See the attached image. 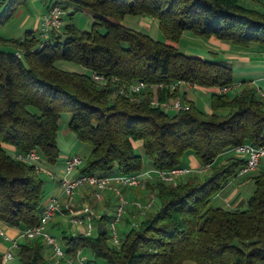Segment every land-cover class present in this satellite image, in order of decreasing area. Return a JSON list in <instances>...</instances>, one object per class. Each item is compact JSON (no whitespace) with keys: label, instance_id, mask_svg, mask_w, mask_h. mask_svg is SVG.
Segmentation results:
<instances>
[{"label":"trees","instance_id":"trees-1","mask_svg":"<svg viewBox=\"0 0 264 264\" xmlns=\"http://www.w3.org/2000/svg\"><path fill=\"white\" fill-rule=\"evenodd\" d=\"M27 2L2 1L0 27ZM45 2L48 7L72 9L71 16L88 11L94 21L89 31L67 25L65 33H54L44 47L32 30L20 39L0 36L1 44L14 47L0 50L2 226L21 231L37 225L45 198V181L34 166L16 160L6 148L37 151L48 163H57L59 122L68 112L70 130L91 147L81 173L138 174L144 169L143 153L155 170L183 167L189 153L201 165L212 166L203 179L197 174L172 184L148 183L159 207L131 227L119 248L109 245L110 232L104 226L96 237L65 232L64 249L70 256L89 252L107 264H264V159L250 174L255 189L246 208L213 203L246 164L234 149L243 144L264 146V99L255 86H244L233 97L222 94L220 88L235 83L233 67L187 55L178 47L184 32L235 47H264V13L242 0ZM127 15L156 19L165 41L125 24ZM60 61L126 82L195 83L210 91L213 112L206 114L190 102V110L165 113L151 106L149 96L140 102L112 99L89 74L62 68ZM168 96V89L160 94L161 99ZM222 109L229 112L221 116ZM224 155L227 160L217 165ZM16 255L20 264H52L42 238L22 240Z\"/></svg>","mask_w":264,"mask_h":264},{"label":"built area","instance_id":"built-area-1","mask_svg":"<svg viewBox=\"0 0 264 264\" xmlns=\"http://www.w3.org/2000/svg\"><path fill=\"white\" fill-rule=\"evenodd\" d=\"M67 10L59 4H53L49 10L42 15L40 27L38 30L39 38L41 39V47H44L52 40L54 33H62L65 25L64 18ZM18 57L22 56V52L17 53ZM83 73L90 75L92 80L100 87L109 90L110 97H125L132 102H140L150 98V104L154 108H159L165 113H178L191 109V103L180 96H175L182 86L196 87L195 83L185 80H175L169 84L164 83H148L144 80L134 82H126L117 76L106 75L96 71H91L83 68ZM252 83H238L220 88L222 94H229L233 91L240 90L244 86H252ZM169 90V96L161 99L160 94L163 90ZM258 95L264 99V90L257 88ZM234 153L246 159V164L242 167L238 175H247L249 172L258 170L262 160L264 159V146H254L251 144H243L234 149ZM12 156L25 164L34 166L37 173L46 170L44 164L47 162L41 153L37 151L29 152H13ZM84 164L83 158L74 154L65 160V169L63 175L56 176L50 173L52 180H56L59 184L61 195H52L48 197L37 225L21 230L16 237H11L7 234L2 224L0 223V238L10 243L9 248L3 254L4 264L12 260L19 249L20 242L24 239L42 238L44 243L53 251V257L56 261L53 264H94L89 260L86 253L79 251L75 256H70L66 250L58 243L56 237L50 232V224L58 215L67 217L78 228L85 229L84 235L91 236L94 226L103 215L98 212L95 206L91 203H85L81 206L77 205L76 194L84 186L93 188L92 196L96 201L102 200V192L109 189L113 183L121 184L128 187H145L146 180H157L166 184H172L178 178L190 175L205 174L211 169V165H200L196 168L183 166L173 168L171 170H153L140 172L134 175H98L93 173H81V168ZM146 178V179H144ZM114 191L118 195V203L112 211V217L108 223L110 240L115 247L121 246V239L117 229V224L124 219L129 205L128 200L121 194L119 189L114 187ZM62 197L65 198V203H62ZM154 196L145 204L135 202L134 208L140 212L150 210L154 205ZM138 224H133L137 226Z\"/></svg>","mask_w":264,"mask_h":264},{"label":"rangeland","instance_id":"rangeland-1","mask_svg":"<svg viewBox=\"0 0 264 264\" xmlns=\"http://www.w3.org/2000/svg\"><path fill=\"white\" fill-rule=\"evenodd\" d=\"M2 1L4 0H0V3ZM242 3L248 7L256 8L264 13V0H242ZM46 9H47V5H46V2H44L43 0H28L27 4H24L23 6L19 7L18 10L15 12L14 16L8 19L0 27V36L3 37L4 39H9V40L19 39L23 37L27 31L33 29L37 17L42 15V13L46 11ZM4 10H5V5L0 4V15L3 13ZM71 11L72 9L67 10V14L64 18L65 25L62 29L63 33L67 31L66 27L69 24H73L77 29L81 31L91 30L93 21H94L91 13H89L88 11H79V12H75V14L71 16L70 15ZM141 20H143L142 17L134 16V15H127L124 19V23H126L127 25L131 26L132 28L138 31H143L149 34L155 40H158L161 42L165 41L164 34L162 33L159 23L156 19L149 18L146 21L149 25L148 27L141 25L139 23ZM101 31H104V29H101ZM206 39L208 38L196 36L192 34L191 32H184L178 43L179 50L187 55H195V54L201 55L206 50V42H207ZM228 44L232 45L231 43H228ZM237 48L241 49L244 52V55H246L247 57H252V56L254 57L256 55L261 56V51L264 49V47L258 44H252L249 47H245V48H241V47H237ZM13 49L14 47L9 44L6 45V44L0 43V50L12 51ZM58 65L62 68H66L69 70L83 71V69L80 68L79 66L74 65L72 63L64 62V61L58 62ZM236 67L237 69H235V77L237 80L253 79L259 76L260 74H264V63L263 62H252V63H248V62L242 63L241 62V63H237ZM238 83H241V82H238ZM245 87H252V86H245ZM182 88L187 90L188 98L194 102L196 108L202 110L206 114H211L213 112L212 103H211V94L209 92H206L201 89H191L188 86H182ZM238 91L239 90L229 93V96L230 97L235 96ZM228 112H229L228 109H222L218 112V114L221 116H224ZM71 117H72L71 113L64 112L59 122V130H58V137H57L58 146L60 148L59 159L65 158V156H68V155L78 154L83 158L84 164H85V161L88 159V156L90 153L89 151L91 147L88 144L79 140L77 135L73 131L70 130L69 122H70ZM138 152L141 153L142 151L138 150ZM10 153H13V152H10ZM226 160H227L226 155L221 156L218 159L216 164L220 165L224 163ZM143 163H144V167L148 163H152L150 159L144 153H143ZM44 166L46 170L39 174L45 181V184H47L46 181L51 179L50 173L56 176L63 175L64 171L61 169H58L56 166H54V164L45 162ZM210 172H211V169L207 173L201 174L200 177L203 179L204 176H207L208 174H210ZM254 172L255 171L249 172L247 175L253 174ZM150 181L158 182L157 180H153V179H151ZM254 189H255L254 182L251 181V183H249L247 186H245L243 190H241V197L245 199L243 208H246L247 206L246 202L250 198V196L253 194ZM154 199H155L154 206L149 210V213L156 212L159 207V204H160L159 200L157 199L156 196H154ZM214 205H217V204L214 202ZM221 206L225 208H229L226 205H221ZM127 208L129 210L132 207L129 205ZM134 210L136 209H133V211ZM136 213H139V214L136 216L133 215L129 218L131 220L129 225L125 223L124 221L125 219H123L121 222L117 224V229H118L120 239H124L126 237L131 227H133V224H136V223L138 224L145 218V215H143L144 212H140L136 210ZM127 216L128 214L126 212V214L124 215V218ZM56 220H58V218ZM72 225L74 224L70 222V220L66 217V221L63 224L64 228L57 229V230L50 229V232L52 233V235L56 237L58 243L63 248H64L63 234L65 232H67L68 234H71L69 228L72 227ZM104 227L106 229H109L108 224H105ZM99 230H100L99 226L95 225L91 236L96 237L99 234ZM109 245L111 247H115L112 240H109ZM46 256L51 261L52 264L56 261V259H54L53 257V251L48 245H46ZM88 256L96 264H107L105 261L101 259H97L93 254L89 252H88ZM7 264H20L18 256L16 255Z\"/></svg>","mask_w":264,"mask_h":264},{"label":"crops","instance_id":"crops-1","mask_svg":"<svg viewBox=\"0 0 264 264\" xmlns=\"http://www.w3.org/2000/svg\"><path fill=\"white\" fill-rule=\"evenodd\" d=\"M45 2V0H43ZM1 4V3H0ZM49 10V7L47 6L46 11H44L42 13V15L44 13H46ZM42 15H40L39 17H37L34 27L32 29V31H35V33H38L39 27H40V21L42 18ZM143 20H141L139 23L141 25H144L146 27H148V23L146 22L150 17H142ZM153 19V18H150ZM126 24V23H125ZM22 38V37H21ZM20 39V38H19ZM206 50L204 51L203 54L199 55V54H195V55H190V56H195V57H199L202 59H208V60H213V61H223L226 62L228 64H230L233 67V77H234V81L235 82H241V83H252L254 84V86H256V88H261L264 90V74H260L259 76L253 78V79H244V80H237L235 77V69H237L236 65L237 63H252V62H263L264 63V49L261 51V56H252V57H247L246 55H244V52L241 49H238L237 47L235 48V46L228 44V42H223L215 37H211L206 39ZM253 86V85H252ZM191 89H201L204 90L206 92L207 91L205 89L199 88L198 86L196 87H190ZM180 92V97L184 98L187 101H190L191 103H194L193 101H191L188 98V92L186 89L181 88L179 90ZM136 146L139 148L140 151L142 150L141 147V142H138L136 144ZM9 152L13 151V148H6ZM90 152V151H89ZM74 155V154H72ZM71 155L65 156V158L62 159H58L57 163L54 164V166H56L58 169H61L64 171L65 169V160ZM185 166H189V167H193L196 168L198 166L201 165V163L199 162V160L197 159V157L193 154V153H189L186 157L185 160ZM155 170L154 167L152 166V163H148L142 172H146V171H153ZM191 176H195V175H190V176H184L181 178L177 179V182H181ZM251 181H253L251 179V175H238L237 177L233 178L229 184L225 187V189L223 191H221L218 196L215 198V200L213 201V203L215 202L217 205L221 206V205H226L227 207H229L230 209H244L243 208V204L245 203V199H243L241 197V190H243L245 188V186H247L249 183H251ZM47 184H45V198H44V205L48 199V197L52 196V195H61V191H60V187L57 181L55 180H48L46 181ZM148 183H155L153 181L150 180H146V184L145 187H128V186H124L121 184H117V183H113L112 186L109 189H106L105 191L102 192V200L101 201H96L93 196H92V192H93V188L89 185H87L86 187L84 186V188H81L78 193L76 194V202L78 206H81L85 203H91L93 206L96 207V209L98 210V212H100L103 217H106V220L102 221L98 220L96 225L99 226V228H101L102 226H105V224H108V222L110 221L111 217H112V211L115 207V205L118 203V195L117 193L114 191V187L118 188L119 191L121 192V194L128 200L129 205L132 207L128 210L127 208V214L128 216L125 217L124 221L126 224L129 225L130 223V217L131 216H136L139 213H136V210L133 211L134 208V203L135 202H140V203H147L153 196H156L157 193L156 191H152L150 188H148L147 184ZM218 202V203H217ZM248 202V200H247ZM246 202V205H247ZM62 203H65V198L62 197ZM221 203V204H220ZM128 205V206H129ZM154 206V205H153ZM149 213V210L146 211L143 215H147ZM58 218V220H56ZM55 220L52 221L51 225H50V229L51 230H57V229H62L64 228L63 224L66 221V217L58 215L54 218ZM5 229V231L7 232V234L11 237H16L19 230L17 228H13V227H9V226H4L3 227ZM70 233L73 235H78V234H84L85 233V229L82 228H78L77 226L75 227L74 225H72V227L69 228ZM10 246V243L7 241H0V252L3 254ZM8 263V262H7ZM6 263V264H7ZM61 264V263H59Z\"/></svg>","mask_w":264,"mask_h":264}]
</instances>
